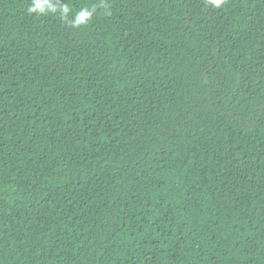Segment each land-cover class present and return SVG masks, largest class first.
Segmentation results:
<instances>
[{"label":"trees","instance_id":"16d2710c","mask_svg":"<svg viewBox=\"0 0 264 264\" xmlns=\"http://www.w3.org/2000/svg\"><path fill=\"white\" fill-rule=\"evenodd\" d=\"M52 2L94 60L0 0V264H264V0Z\"/></svg>","mask_w":264,"mask_h":264},{"label":"rangeland","instance_id":"374dc122","mask_svg":"<svg viewBox=\"0 0 264 264\" xmlns=\"http://www.w3.org/2000/svg\"><path fill=\"white\" fill-rule=\"evenodd\" d=\"M29 5H26L24 8H22L21 15L28 21L29 23V30L27 31V34L34 36L35 33H41L40 35H46L51 34L50 38L52 41H50L51 45L55 47L57 50L62 52V56L56 55V58H67V59H73L74 57H77L78 60L81 58H91L94 60V57L92 53H82L80 52V49L77 47H72L67 42V29H66V21L61 22V18L57 17L55 19L51 13L46 15H38L37 13H31L29 14L27 9ZM39 26H44L42 28L43 30L41 32H38V28H41ZM22 39H25V35L20 36ZM67 64L60 65L61 67L65 66ZM84 64H69L68 67H70L71 72V78L73 76L74 82H77V78L80 74V72L83 69ZM68 67H65L68 68ZM75 69L76 71L72 70ZM69 73V72H68Z\"/></svg>","mask_w":264,"mask_h":264},{"label":"clouds","instance_id":"9594fccd","mask_svg":"<svg viewBox=\"0 0 264 264\" xmlns=\"http://www.w3.org/2000/svg\"><path fill=\"white\" fill-rule=\"evenodd\" d=\"M225 0H208L209 5L212 8H220ZM106 9V14H110L107 10V5L103 2L100 5ZM28 13H37L38 15H46L49 13L60 15L70 27L78 28L81 25L87 24L93 17L96 11L95 7L81 8L76 11L71 19H69V13L72 11L71 7L66 3L54 4L52 0H31V4L27 9Z\"/></svg>","mask_w":264,"mask_h":264}]
</instances>
